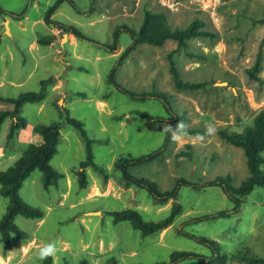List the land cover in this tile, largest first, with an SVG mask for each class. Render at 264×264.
I'll return each instance as SVG.
<instances>
[{
    "label": "rangeland",
    "instance_id": "1",
    "mask_svg": "<svg viewBox=\"0 0 264 264\" xmlns=\"http://www.w3.org/2000/svg\"><path fill=\"white\" fill-rule=\"evenodd\" d=\"M0 7L14 13L25 9L20 17L0 14V79L14 80V84H2L0 94L15 97L38 91L41 80L51 79L44 97L25 102L21 115L32 124L50 122L59 119V107L66 108L93 139V159L102 166V170L80 167L84 142L77 129L64 122L57 152L50 160L63 176L44 188L40 171L34 169L19 189L27 204L43 210L45 219L36 226L34 219L17 215L14 223L26 236L11 233L8 246L0 241V264H169L173 251L205 256L212 252L203 242L182 235L180 229L216 240L227 254L247 247L264 256V187L255 186L234 211L222 188L201 185L226 174L236 184L248 173L242 149L220 138L217 130L241 131L264 106V83L246 71L260 50L257 75L264 78V42L260 43L264 26L258 22L264 0H0ZM49 7L53 8L52 22L46 23L43 16ZM146 9L164 12L171 28H185L199 20L201 28L212 33L190 37L184 47L172 52L180 78L202 82L200 88H175L168 58L176 47L173 40L162 45L139 43L120 57L133 42L131 34L121 28L117 48L107 46L118 25L137 29ZM69 26L91 40L64 32L63 27ZM43 35H54V42L31 49L30 42ZM29 70H33L30 78L17 85ZM152 91L166 93L171 109L161 99L128 93ZM6 106L10 104L0 101V107ZM137 110L163 115L160 124L168 128L175 118L177 125L182 122L205 130L195 134L173 131L155 159L128 167L130 173L151 179L161 190L179 181L180 212L166 227L148 235H141L129 221L115 222L111 214L131 208L143 219L156 221L169 213L173 202L172 198L154 199L114 166L120 156H138L162 147L164 132L148 128ZM10 120L7 117L0 125L4 152L0 170L22 154L15 141L18 132L6 139ZM173 135L179 139L173 140ZM38 137L31 144L39 143ZM9 153L12 158L6 160ZM7 202L0 194V217ZM221 210L229 215L197 219ZM33 236L41 245L32 242L23 251L22 244ZM50 242L56 245L55 261L39 260L37 250ZM173 264H206V260L189 256ZM227 264L248 263L230 260Z\"/></svg>",
    "mask_w": 264,
    "mask_h": 264
},
{
    "label": "trees",
    "instance_id": "2",
    "mask_svg": "<svg viewBox=\"0 0 264 264\" xmlns=\"http://www.w3.org/2000/svg\"><path fill=\"white\" fill-rule=\"evenodd\" d=\"M25 12L23 9L19 13L11 11H5L0 7V14L8 13L16 17H20ZM53 14V8L49 7L44 12V21L50 23V16ZM258 22L264 26V10L262 16L258 19ZM202 21L194 20L189 23L185 28H171L166 15L161 10H145L142 20L137 27L127 28L126 25H118L112 32V41L107 46L114 50L117 48L118 33L121 28L128 31L133 39L132 44L120 53V57L127 56L129 51L133 50L139 43H147L151 45H162L167 40H173L176 43V47L172 49L169 54L170 71L175 88L180 90H193L200 88L202 82H188L180 78L176 66L173 61L172 52L178 48L186 45L187 39L198 35H211L210 31L201 28ZM63 31L66 33H72L73 35L84 37L81 32L75 27L69 26L63 27ZM55 40L54 35H43L37 38L39 44H48ZM264 42V36L261 39ZM262 53L259 50L256 53L255 60L246 71L250 78L264 83V78L257 75L260 69ZM113 72L111 71V75ZM51 82V79L41 80V86L38 91L23 92L15 97H6L0 95L1 102H7L10 107H0V125L2 121L9 117L10 123L8 126V132L6 139H11L19 129L23 128L27 124V120L21 115V107L25 102H37L40 101L45 94L46 85ZM133 96L140 97H154L163 100L165 106L170 110L169 98L164 92H149V93H131ZM59 119H54L50 122L38 121L34 124V131L39 134L42 140L37 144H30L22 154L9 165L6 169L0 170V194L7 197L8 202L5 206V211L0 217V241L4 246H8L11 233L16 236H26V232L19 229L14 223V218L17 215H21L25 218H42L43 210L38 206L27 204L21 197L19 189L22 186L23 181L34 170L38 169L41 173L42 185L44 188L55 184L63 174L61 171L55 169L51 165V158L57 152V144L61 138L60 128L64 122L73 125L79 135L81 136L85 145V158L80 162V167L91 166L95 169L102 170V166L97 164L93 159L92 142L93 139L87 134V130L83 123L69 116L68 110L64 107H59ZM140 116H143L148 128H155L164 132V142L162 147L158 150L152 151L147 154L138 156H120L115 162V168L122 172V175L130 182L136 184L139 187L145 188L154 199H168L172 198L173 202L169 213L156 220H145L141 214L131 208H125L121 210L112 211L113 220L115 222L126 220L129 221L134 229L140 231L141 235L152 234L171 223L173 218L180 212V202L176 201L177 191L179 187V181L171 189L161 190L158 185L151 179L130 173L127 169L129 166H134L140 163L148 162L155 159L163 146L168 142L173 134V131L178 134H195L203 133L204 129L196 125L185 126V130H179L177 128L176 119H170V126L165 127L160 123L164 120V116L160 114H152L145 110L136 111ZM174 114V113H172ZM218 135L227 143L240 147L243 151L244 163L247 169V175L240 179L239 183L234 184L230 174L225 176H216L212 179L205 180L201 185H216L223 189L228 198L233 202V210L238 211L242 198L249 194L255 186L264 187V170L261 168V164L264 163V106H262L253 116L251 122L243 127L241 131H232L225 128H219L217 130ZM186 153V152H183ZM186 153V154H190ZM186 182V181H182ZM197 184V183H195ZM199 185V184H198ZM229 213L227 210L216 211L212 214H206L197 217L198 220L202 218H216L227 216ZM182 235L195 238L200 242L208 245L211 248V253L207 256L191 251H173L170 254V263L173 264L176 260L189 256H198L205 258L206 264H227L230 260H236L238 262H244L248 264H261L264 263V256L254 254L247 247L237 249L229 254L221 252L219 243L210 238L203 236H197L192 233L184 232L180 229Z\"/></svg>",
    "mask_w": 264,
    "mask_h": 264
},
{
    "label": "crops",
    "instance_id": "3",
    "mask_svg": "<svg viewBox=\"0 0 264 264\" xmlns=\"http://www.w3.org/2000/svg\"><path fill=\"white\" fill-rule=\"evenodd\" d=\"M5 11H7V10H5ZM43 22H45V21L43 20ZM53 42L54 41H52V42H50L48 44H52ZM37 44H39V43L37 42V39L34 38L30 42L29 47L31 49H36ZM32 71L33 70H29L27 73L24 72V74L22 75L23 78H21V80H19V81H16L15 83L17 85H23L30 78ZM7 82L14 84V80L12 78L8 77V78H2V79H0V86L2 84H4V83H7ZM33 126H34V124H32L29 121H27V124L23 128H21V129L18 130V133H17V136L15 138V141H16V145L18 147H20V149H21L20 152L21 153L33 142V139H35V137H38L39 136V134H37L34 131ZM38 138H39L40 141L42 140V138H40V137H38ZM3 156H4L3 148L0 147V157H3ZM11 158H12V154L11 153L5 155V159L6 160L11 159ZM45 215L43 214V217L40 218V219H38V218H32V219L35 220L36 226H39V225L42 224V221L45 219ZM32 242L36 246L41 245V242H38L36 240L35 236H33L32 238H30L29 240H27L26 243H23L22 244V246H21L22 247V250L24 249L23 251H25V250H28L29 248H31L30 243H32ZM37 243H39V244H37ZM26 248H28V249H26ZM6 253H7V255H9V257L11 256L9 254V252H6ZM22 255H24V252L22 253Z\"/></svg>",
    "mask_w": 264,
    "mask_h": 264
},
{
    "label": "clouds",
    "instance_id": "4",
    "mask_svg": "<svg viewBox=\"0 0 264 264\" xmlns=\"http://www.w3.org/2000/svg\"><path fill=\"white\" fill-rule=\"evenodd\" d=\"M169 127H171V126H169ZM177 128L179 130L184 131L185 130V125L182 122H180V123H178ZM209 131L211 132L212 129H209ZM172 138H173V140H178L179 136L178 135H173ZM56 251H57V249H56L55 243H51L50 242V243H47V244L43 245L42 247H40L37 250V257L41 261L47 260L49 258H52L53 261H55Z\"/></svg>",
    "mask_w": 264,
    "mask_h": 264
},
{
    "label": "water",
    "instance_id": "5",
    "mask_svg": "<svg viewBox=\"0 0 264 264\" xmlns=\"http://www.w3.org/2000/svg\"><path fill=\"white\" fill-rule=\"evenodd\" d=\"M64 36H66V33H64Z\"/></svg>",
    "mask_w": 264,
    "mask_h": 264
}]
</instances>
